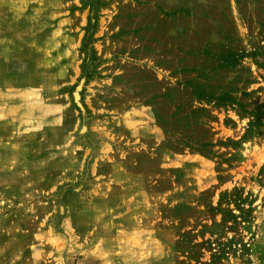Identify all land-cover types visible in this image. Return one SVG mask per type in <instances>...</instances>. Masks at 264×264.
<instances>
[{
    "label": "rangeland",
    "instance_id": "374dc122",
    "mask_svg": "<svg viewBox=\"0 0 264 264\" xmlns=\"http://www.w3.org/2000/svg\"><path fill=\"white\" fill-rule=\"evenodd\" d=\"M254 115L264 0H0V264H264Z\"/></svg>",
    "mask_w": 264,
    "mask_h": 264
},
{
    "label": "trees",
    "instance_id": "16d2710c",
    "mask_svg": "<svg viewBox=\"0 0 264 264\" xmlns=\"http://www.w3.org/2000/svg\"><path fill=\"white\" fill-rule=\"evenodd\" d=\"M84 3V2H83ZM87 7H90V8H92V5L90 4V5H88ZM254 117H255V120H254V122L253 123H250V131L252 130V128L254 127H257V128H260V126H264V123H262V119H261V117H259V116H257V115H254ZM250 131H248L249 133H250ZM253 135H258L259 134V132H256L255 133V131H253Z\"/></svg>",
    "mask_w": 264,
    "mask_h": 264
}]
</instances>
